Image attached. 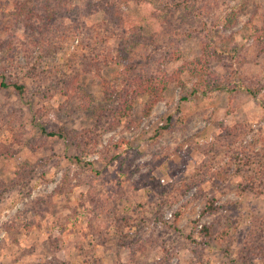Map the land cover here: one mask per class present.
I'll return each mask as SVG.
<instances>
[{
  "label": "rangeland",
  "instance_id": "374dc122",
  "mask_svg": "<svg viewBox=\"0 0 264 264\" xmlns=\"http://www.w3.org/2000/svg\"><path fill=\"white\" fill-rule=\"evenodd\" d=\"M27 1L0 0V74L6 81L25 83L31 92L50 85L46 90L51 95L42 98L28 93L20 98L12 89H0V150L5 146L15 153L0 156V264H236L250 232L264 233V223L259 222L264 216V194L241 188L250 175L264 169V44L250 36L253 27L261 30L264 26V0H204L189 8L190 1L175 8L176 0H118L126 27L136 28L128 36L136 45L133 62L147 63L150 69L167 75L184 69L179 79L185 89L190 90L196 80L186 69H192L201 56L205 39L210 40L207 33L217 30L233 36L239 49L233 52L230 46V52L212 60L209 67L229 81L232 91L199 92L181 102L183 88L174 83L149 112L147 98H140L128 116L112 128L103 81L119 90L123 64L96 76L85 71L87 67L77 57L71 61L77 40L58 46L64 37L59 28L63 11L52 21L50 43L31 44L26 27L14 23L10 16L19 3ZM207 10L209 16L204 15ZM75 11L76 21L63 19V25L70 29L83 23L80 27L90 31L91 40L106 39L96 40L98 48L108 47L116 54L121 44L118 37L128 30L111 35V27L102 24V12L90 14L82 6ZM232 11L235 18L228 26L225 18ZM70 67L75 68L80 88L73 100L65 99L61 88L64 76H72ZM240 84L252 85L256 95L236 89ZM87 97L92 102L86 109L83 100ZM96 117H101L100 121ZM168 117L173 130L160 129ZM38 125L46 131H62L69 138L62 141L43 136ZM238 126L242 134L236 140L242 139L247 146L246 158L230 161L221 152L215 155L217 163H203L201 147L215 142L223 128ZM12 127L20 131L23 148L16 146ZM99 127V135L93 139L98 143L96 150L84 159L91 166H76L69 159L79 153L73 138ZM157 131L160 134L154 139ZM115 144L122 152L111 158L113 152L107 149ZM202 165L212 166L214 173L198 186L203 192L193 188L165 211L163 219L168 223H158L159 190L153 184L158 182L169 195L174 186L201 179ZM238 168L245 174H236ZM195 191L202 195L187 204L174 228L172 211ZM205 198L213 199L222 207L220 211L201 216ZM113 210L133 217L134 223L121 232L109 229L108 242L96 244L95 237L102 233L96 229L100 222L96 218ZM227 217L232 221L230 238L203 245L198 229L212 221L223 228ZM255 241L264 245V237ZM250 263L264 264V252Z\"/></svg>",
  "mask_w": 264,
  "mask_h": 264
},
{
  "label": "trees",
  "instance_id": "16d2710c",
  "mask_svg": "<svg viewBox=\"0 0 264 264\" xmlns=\"http://www.w3.org/2000/svg\"><path fill=\"white\" fill-rule=\"evenodd\" d=\"M143 2V0H141ZM177 3L175 8L183 6L188 3V8L191 6H195L196 1H200L201 4L204 3V0H176ZM138 2V1H137ZM139 3V2H138ZM140 4V3H139ZM217 4V3H216ZM215 5V4H214ZM80 6L86 7L87 11L92 14L95 12H102L104 19L102 20V24H107L111 27V35H115L114 31L128 30V32L123 33L122 36L118 37L121 44H119L117 53L112 55L110 49L108 47L98 48L96 45V40L100 39L105 41L106 39L103 37L94 38L91 40L90 31L80 27L81 25H74L73 27L66 28L63 25V19L73 18L76 21V11ZM187 7V6H186ZM174 8V9H175ZM202 10V9H201ZM65 12V16L60 22V32L64 34V37L59 42L58 46H62L65 42L72 41L73 39L77 40V45L74 47L72 52L73 58L71 61H74V57L79 59L82 66L87 67V72L91 74H95L96 76H100L103 70L107 68L118 67L123 64V69L121 71L122 82L120 84V89L117 90L118 86L112 85L106 81H103L104 94L106 96V101L109 103L106 112L111 111L112 120L110 124V128L116 126L118 123L120 124L122 119H125L128 116L134 106L137 103V100L140 98H147V103L145 108L147 112H149L159 101L162 100L164 93L172 84H177L181 88H183L182 93L180 95V101H187L190 96H194L197 93H201V95H206L209 92L213 91H232V87H230V83L228 80L221 79V77L212 71H209V67L212 60H217L219 57L230 52L232 47L233 52H237L239 49L238 44H234L233 36H226L225 34H221L214 30L209 35L210 40L205 39V44L202 47V54L200 57L195 59L192 63V69H186L191 76H193L196 80L194 81L192 87L189 89H185L182 81L179 79V73H174L171 75H167L165 73H161L156 69H150L149 64L146 63L145 66L139 65V63L133 62V55L135 54L134 48L135 44L130 42L128 38L129 35L133 34L136 30L131 25L127 26V21L123 17V12L119 8L118 0H79V2L74 3L73 0H29L27 4L19 3L16 6L14 12L10 14L11 20L14 23L23 24L27 33L29 34V40L31 44L35 46L47 45L49 41L50 35H52L54 30V23L52 22L56 15L60 16V12ZM207 10L204 15L209 16L210 13ZM46 16L44 17L42 13ZM157 15H161V11H157ZM199 14H197L198 16ZM235 18V13L232 11L226 18L227 25L231 26L232 20ZM191 22V21H190ZM251 22V19L250 21ZM167 24V21L164 22ZM187 23L188 20H187ZM250 24V23H248ZM126 27V28H125ZM202 30V29H201ZM123 31V32H124ZM252 36L254 41L264 44V26L261 30L252 28L251 29ZM213 35V37H210ZM208 37V36H207ZM215 39L217 43H215ZM234 42V43H233ZM50 43V42H49ZM103 43V42H102ZM232 44V45H231ZM231 46V47H230ZM264 51V49H262ZM176 58H180V53L178 51L175 52ZM92 56V57H90ZM232 56V55H231ZM78 62V64H79ZM74 67H76L74 65ZM70 67L71 75L68 78V74L64 76L66 78L65 82L61 85L62 94L65 99L73 100L76 95L80 93V88L78 87V78L75 76V68ZM39 73L36 72L35 79H38ZM48 72L44 73L46 76ZM74 74V75H73ZM32 77V78H34ZM240 78V73L237 75ZM50 85L43 86L41 90L37 89L35 92H31L30 89L26 86L25 83L22 82H10L6 81L5 77L0 74V89L7 90L12 89L20 98H24L29 94H33V96H38L45 98L46 96H50L46 90V87ZM37 88H40V84L37 85ZM236 89L244 90L250 96L256 95V90L252 87V85L248 84H240L236 87ZM51 90V88H50ZM91 98L87 97L83 100V105L85 108H89L91 105ZM101 113H105V111H101ZM98 121H100L101 117H96ZM170 117L166 119L165 124L160 127L162 130H173L172 123H170ZM99 129H87L83 130L80 133L75 135L73 138V144L76 149H78L79 153L77 155L69 156L70 161L79 166L81 168H88L91 166V162L84 160L85 157L91 153H94L97 147V140H93L98 137ZM235 129H237L235 131ZM12 134H15L14 137L15 144L19 148H23L25 144L20 141L22 139V135H20L19 130H15L14 127L11 129ZM38 132L43 136L48 138L56 139V140H68V135H66L62 131L52 132L46 131L45 128L38 125ZM242 134V130L240 126L236 128H223L222 132L216 136L215 142L212 144L203 145L201 147V152L204 156L203 163H217L216 156L223 152L227 156H229L230 161L233 160H241V158H246L247 150L242 139L237 141V136ZM154 139L159 136V132L155 133ZM92 142V146L90 143ZM219 143V146L217 145ZM238 144V147H237ZM107 151L113 152V155H110L111 158H118L122 152L118 144H115L111 147V149H107ZM13 152L2 146V150H0V156L11 157ZM203 169L199 175L201 179L198 181L192 180L190 182H184L182 185L174 186V192L169 193L161 187L158 182H151L153 184V188H157L159 190L158 196L159 199L156 203L155 213L157 215L158 223H168L164 222L163 214L167 209H170L173 205H175L180 199L187 196V194L193 189L196 188L199 193L203 192L200 187H198L201 183L204 182L206 178H210L214 173L212 172V166L210 165H202ZM244 167V166H239ZM223 168V167H222ZM225 172V169H222ZM246 171L243 169H237L235 171L236 174L242 175L245 174ZM126 178H129L126 176ZM161 190H160V189ZM241 188L244 190H250L254 194H264V169L260 168L258 172L256 171L255 175H250L246 181L241 184ZM164 190V191H163ZM202 194L195 193L188 199H186L185 203L178 206V208L172 211V225L176 228V224L182 219L183 214L186 211L187 204L192 202L195 198L201 196ZM222 207L214 204L213 199L205 198V207L201 210V216L212 215L218 213ZM113 213H107L104 217L99 216L101 218H96L99 222L96 226L97 230H102L101 236L98 235L95 237L96 244H106L108 242L109 229L116 228L117 232H121L125 226H132L134 223L133 217H126L125 214L120 213L116 210L111 211ZM147 221L144 218L143 223ZM156 222V223H157ZM260 223H264V216L259 221ZM225 227L219 228L216 221H212L209 224L202 225L200 229H198V234L201 237L203 245H210L213 241H225L230 238L229 229L232 226V221L230 217L225 219ZM6 228V225H3ZM197 230V224L195 226ZM8 231V228L5 229ZM258 237L263 238V235L256 231L255 229L250 232L249 238L244 241L241 245L240 253L238 255V259H236V264H251V259H254L255 256L262 255L264 252V245L258 244L255 240ZM121 239L123 237H120ZM123 240V239H122Z\"/></svg>",
  "mask_w": 264,
  "mask_h": 264
}]
</instances>
